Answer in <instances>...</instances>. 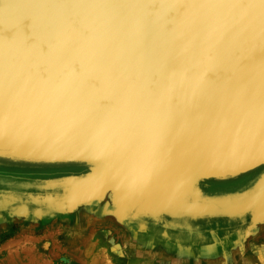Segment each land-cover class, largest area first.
<instances>
[{
  "label": "bare ground",
  "instance_id": "obj_1",
  "mask_svg": "<svg viewBox=\"0 0 264 264\" xmlns=\"http://www.w3.org/2000/svg\"><path fill=\"white\" fill-rule=\"evenodd\" d=\"M65 2L0 0V69L106 71L107 81L120 84L123 96L118 104L112 103L116 109L108 111L103 139L93 146L97 159L105 164L119 162L133 166L134 169L129 167L130 171L159 164L192 172L204 161L196 159L189 147L190 143L201 140L200 131H189L192 122L185 117L180 120L178 131L174 125L168 126L169 131L157 130L159 119L155 116L167 105L168 95L193 88L188 79L190 70L208 71L209 79L200 86L241 84L264 71L260 66L264 59L261 9L219 6L259 4V0H192L193 4L205 6L191 8L183 14L163 8L158 14L143 12L121 18L114 17L111 8H99L98 13H93L91 9L56 6ZM89 2L109 3L108 0ZM6 3L18 7L5 11ZM136 90H141L142 95ZM193 132L200 134L186 136ZM80 176L61 182L58 187L55 184L50 187L48 182L59 178L46 180L47 184L37 185L32 201L43 206H64L63 198L76 197V193L70 196L68 192L80 188L76 186ZM127 176L125 180L122 177L113 180L110 186L134 191L146 200L151 214L137 219H152L168 206L164 204L159 212L160 201L155 203L146 197L150 196L148 186L141 190L135 182L138 175ZM262 184L253 195L264 189ZM165 196L169 192L159 197ZM261 201L256 210L260 205L264 207ZM198 217H192V225L193 221L198 222Z\"/></svg>",
  "mask_w": 264,
  "mask_h": 264
},
{
  "label": "water",
  "instance_id": "obj_2",
  "mask_svg": "<svg viewBox=\"0 0 264 264\" xmlns=\"http://www.w3.org/2000/svg\"><path fill=\"white\" fill-rule=\"evenodd\" d=\"M108 1L121 5L109 9L114 17L119 18L143 12L158 14L163 9L142 6L158 5L159 0ZM91 10L99 12V8ZM8 70L14 77V92L9 100L4 94L3 82H0V167L69 170L67 174L47 178V181L59 178V181L48 182L50 187L54 184L58 187L61 182L81 175L76 185L80 188L68 192L70 196L76 193V197L71 199L73 202L63 198V213L85 199L93 200L112 192L116 205L130 216L148 217L152 209L141 194L110 186L113 180L120 177L125 180L127 175L134 174L138 175L135 182L142 187L141 190L148 186L150 196L147 195V199L155 203L160 201L159 212L167 204L174 216L184 210L191 217L201 216L198 218L208 214L212 217L216 214L234 217L233 214L238 212L236 206L243 202V197L252 194L264 182L263 171L255 179L252 190L233 197L204 196L197 188L210 179H231L264 166V71L241 84L199 86L197 89L174 92L190 101L183 109L181 119L190 118L189 131L198 129L201 133L198 144L195 141L189 147L194 150L196 159L204 161L190 172L178 166L159 164L130 171L129 167L133 166L119 162L105 164L97 159L93 146L103 139L108 111L116 109L112 108V103L118 104L123 96L120 84L107 81L106 71L56 68ZM81 71H87L84 80L77 75ZM136 91L141 94V90ZM174 104V100L171 103L168 101L155 116L159 119L157 130L167 128L169 131V117L175 111ZM5 124L10 129L7 138L4 136ZM200 133L186 136L196 137ZM6 139L10 142L9 147L2 146ZM211 158L213 160H208ZM168 192L166 198L159 197ZM183 203L188 207L182 208ZM254 209L256 207L251 210L252 221L259 215Z\"/></svg>",
  "mask_w": 264,
  "mask_h": 264
},
{
  "label": "rangeland",
  "instance_id": "obj_3",
  "mask_svg": "<svg viewBox=\"0 0 264 264\" xmlns=\"http://www.w3.org/2000/svg\"><path fill=\"white\" fill-rule=\"evenodd\" d=\"M255 170L251 173L255 176L250 187L244 188V181L251 178L246 175L233 180L215 179L217 182H213L211 188L215 191L213 195L206 194L201 184L200 190L204 196L217 198L243 194L254 188L255 179L263 172L261 167ZM6 172L1 170L0 174H8V179L12 175L18 176L12 173L9 176L10 172ZM45 180L29 183V186L22 183L16 187H0V264H264V257H261L264 252V207L254 210L259 212L255 221L251 220V213L246 217H223L217 223L214 221L216 232L220 231L229 247L227 250L221 247L212 256L205 253L208 257L205 258L201 253L193 252L191 246L185 245L188 247L186 252L177 251L178 246L184 245L181 243L173 246L172 251L160 248L161 243L158 248L146 245L150 225L166 223L164 211L168 206L152 219L132 216L134 219H129L127 211L118 207L113 193L108 192L100 198L85 199L63 213V205L43 206L32 201V196L37 194V185L47 184ZM260 197L264 198V194L260 193ZM254 203L257 204L256 200ZM185 205L183 203L181 207L187 208ZM184 217L185 220L191 218L189 221L192 222L189 214ZM169 223L179 227L175 220ZM187 228L192 229L190 225ZM207 247L200 250L204 252Z\"/></svg>",
  "mask_w": 264,
  "mask_h": 264
},
{
  "label": "flooded vegetation",
  "instance_id": "obj_4",
  "mask_svg": "<svg viewBox=\"0 0 264 264\" xmlns=\"http://www.w3.org/2000/svg\"><path fill=\"white\" fill-rule=\"evenodd\" d=\"M261 169L264 171V166H262ZM1 170L7 171L6 173L10 172L9 176L12 174L18 175V176L12 175L8 179L7 178L8 174L7 175L3 173L0 174V187H5V188H10L12 186L16 187L17 184H22V183H26L29 186V183H32L35 181H41L43 179H47L51 177H58L60 175H64L68 173L67 170L59 169V168H39V169L38 168H34V169H9L8 168V169H4L0 167V171ZM255 171L256 170L248 172L246 174H242L235 178L239 179V178H242L243 176L250 175L251 178H248L247 181H244L245 182L244 188L250 187L252 186V183L250 182L252 181V178L255 176V175H251V173ZM15 180H18V181H15ZM213 182H217V181L208 180V181L201 183L202 189L206 194L213 195L215 193V191L211 189ZM225 191L227 190L225 189ZM230 191L228 190L227 192H230ZM260 193L264 194V189H262L258 194H256L257 196L256 195L254 196L252 193V194H248L246 197H243V202L238 204V206H236V208L238 209V212H235L234 213L235 215L233 214L234 216L233 218H238V217H243V216L246 217L248 214L251 213V210L254 207H256L257 209L259 205V201L261 199H262L261 202L263 203L262 205L264 206V198L260 197ZM254 198L256 199V203H257L256 205H254L255 204L254 203L255 200H253ZM260 207L261 205L259 206V208ZM167 209H165L164 211L165 216L167 218V220H165L166 221L165 224L164 223L162 225L159 224L154 227L150 225L148 229L149 231V237L147 240L148 243H146V245H149L152 248H155V247L158 248V246H160V243H161L160 248H163V249L168 248V250L172 251L173 246L181 243V244H184L181 246V248L180 246H178L177 249L176 247H174V249H176L177 251L182 250L186 252L188 250L187 249L188 247L186 248L185 245L191 246V250H193V252L197 254L201 253V255H204V254L202 253L203 251L200 250V248H203V247L206 248L207 246L213 245L211 247H207L208 249L207 250L205 249L204 251L205 253L211 256L214 255L216 251L221 249V247H223L222 249H226V250L229 247L228 245L229 242L224 240L223 235L220 234V231L216 232L217 230H215L216 228L214 227L215 224L217 223V220L224 219L223 217L225 216H222L223 214H216L214 216V218L216 219L211 218L212 215L208 214L205 217L203 216L202 218H199L198 222L193 221L194 225H192L191 224L192 222H190L188 219L185 220L186 217H184L185 216L184 210H181L179 212L180 214L178 213V215H176L175 217L173 214L174 212L171 211L170 208H167ZM172 220H175V222L179 224V227L171 226V223H169V221L172 222ZM214 221L216 223H214ZM189 225L192 227V229L187 228ZM132 226L137 227V225H134V224ZM142 242H144V239H142ZM263 255H264V252H263ZM263 255H261V257H264Z\"/></svg>",
  "mask_w": 264,
  "mask_h": 264
},
{
  "label": "snow or ice",
  "instance_id": "obj_5",
  "mask_svg": "<svg viewBox=\"0 0 264 264\" xmlns=\"http://www.w3.org/2000/svg\"><path fill=\"white\" fill-rule=\"evenodd\" d=\"M57 7L61 8H69V9H94V8H114V7H120L121 5L114 4V3H98V2H89V0H67L65 3H61L59 5H56ZM143 7H153V8H168V9H174L178 14H183L187 10L194 8V7H204L205 5H196L191 2V0H165L164 3L158 4V5H152V4H144ZM219 6H227L232 8H256L259 7L262 11V20H261V33L262 38H264V0H259V4L255 3H236L231 5H219ZM5 11H9L13 8L18 7L17 5L13 4H4L3 5ZM264 50V49H262ZM211 56V54H209ZM260 66L262 69H264V59H261ZM191 76L188 77L189 80L192 82V86L194 89L199 88L201 83L205 82L209 79L208 71L207 70H200V69H194L190 70ZM70 75V74H69ZM77 75L81 78V80H84L87 78V71H81L77 73ZM175 75V73H173ZM181 75H187L186 73H183ZM0 82H3L4 85V94L9 97V100L11 99V96L14 92V77L12 76V73L10 70L5 69L0 71ZM169 103H171L173 100L175 101V104L173 105V108L175 109L174 112L170 114L169 117V126H175L176 130H179V124L181 120V114L183 112V109L188 106L190 101L186 98L180 97L175 94L168 95L167 97ZM7 108H5V121L7 120L6 115ZM264 127V125H262ZM10 133V129L7 124L4 126V136L7 138V136ZM4 147H9L10 142L6 139L5 143L2 145Z\"/></svg>",
  "mask_w": 264,
  "mask_h": 264
},
{
  "label": "crops",
  "instance_id": "obj_6",
  "mask_svg": "<svg viewBox=\"0 0 264 264\" xmlns=\"http://www.w3.org/2000/svg\"><path fill=\"white\" fill-rule=\"evenodd\" d=\"M219 251H220V250L216 251V253L219 252ZM202 253L204 254V257H205V258H208V257L205 255V252H202ZM216 253H215V254H216Z\"/></svg>",
  "mask_w": 264,
  "mask_h": 264
}]
</instances>
